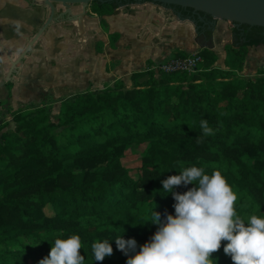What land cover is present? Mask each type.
Here are the masks:
<instances>
[{
  "label": "trees",
  "instance_id": "1",
  "mask_svg": "<svg viewBox=\"0 0 264 264\" xmlns=\"http://www.w3.org/2000/svg\"><path fill=\"white\" fill-rule=\"evenodd\" d=\"M119 5L93 1L91 9L103 17ZM234 38L224 68L213 48H201L194 73L148 67L131 74L133 87L119 79L64 101L56 120L42 107L17 112L14 129L0 125V264H38L50 241L73 234L83 242L85 264H126L115 238H134L138 251L159 225L133 223L153 209L161 220L175 215L162 181L182 167L220 171L245 223L264 216V73L255 80L239 74L249 48L264 46V27L236 25ZM202 120L214 134L202 135ZM129 150L141 153L136 175L125 164ZM105 240L113 253L97 261L92 244ZM225 243L213 253L217 264H233Z\"/></svg>",
  "mask_w": 264,
  "mask_h": 264
},
{
  "label": "rangeland",
  "instance_id": "2",
  "mask_svg": "<svg viewBox=\"0 0 264 264\" xmlns=\"http://www.w3.org/2000/svg\"><path fill=\"white\" fill-rule=\"evenodd\" d=\"M82 8V5H75V9L80 12ZM146 9H153L155 13L149 16L147 13L151 11L147 12ZM140 13L150 17L152 25L137 29V36H132L129 32L134 28L128 27V34L127 29L120 34L119 47L117 44L111 47L109 34L113 30L120 33L122 26L117 24L113 30L110 26L108 28L100 23L98 16L91 14L89 8L83 17L86 27L83 32L80 30L78 40H73L70 34H66L63 39L69 46L76 43L75 53L66 47L59 53L57 40L50 44L41 41L22 67L16 83L10 84L8 88H0V125L6 124V130L14 129L13 116L17 112L42 107L56 120L64 101L89 91H101L113 86L118 79L126 87H133L130 79L132 71L142 66L154 67L170 59L178 50L194 54L202 47H211L218 55L216 66L225 67V49L235 41L234 22L219 20L212 33L205 36L196 32L193 21L167 15L156 6L147 5L145 9L123 7L118 9L116 17L121 20L122 17L139 16ZM66 26L73 27L71 23ZM69 32L72 33V30ZM253 62V59L245 61L239 72L243 78L255 80L260 76V70L264 73V65L260 67ZM128 153L125 164L136 175L141 165V153L137 150H129Z\"/></svg>",
  "mask_w": 264,
  "mask_h": 264
},
{
  "label": "clouds",
  "instance_id": "3",
  "mask_svg": "<svg viewBox=\"0 0 264 264\" xmlns=\"http://www.w3.org/2000/svg\"><path fill=\"white\" fill-rule=\"evenodd\" d=\"M200 127L203 136L214 134L207 121L202 120ZM178 173L162 181L164 194L174 197L175 215L169 213L161 220L160 213L153 209L145 222L133 223L159 225L150 241L137 251L134 238H115L117 248L128 256L126 264H217L213 253L224 241V253L233 264H264V216L252 214L245 223L236 210L238 195L220 171L208 174L203 167L190 166ZM190 183L195 186L186 192L174 191ZM50 242L49 254L38 264H85L79 235ZM92 251L97 261L113 253L107 240L94 242Z\"/></svg>",
  "mask_w": 264,
  "mask_h": 264
},
{
  "label": "flooded vegetation",
  "instance_id": "4",
  "mask_svg": "<svg viewBox=\"0 0 264 264\" xmlns=\"http://www.w3.org/2000/svg\"><path fill=\"white\" fill-rule=\"evenodd\" d=\"M110 1L120 4L116 9L146 4L156 6L163 9L167 15L172 14L183 21H193L196 32L205 36L212 33L219 21L205 13H198L191 8L177 5H165L147 0ZM91 4L86 7L84 13V8L81 12L75 9L76 4H71L68 11V8L60 2H53V8H51L45 4L44 0H0V88H8L10 84L16 83L22 67L38 49L41 41L50 44L57 40V45L60 47L59 53L65 50L64 47L75 53L76 43L73 42V45L69 46L63 39L66 34H70L73 40L75 38L78 40L80 34L78 23L87 14V8L92 15L96 14L92 11ZM50 17H52L50 24L34 44L29 45ZM67 23H71L73 27H67ZM70 29L72 33L69 32Z\"/></svg>",
  "mask_w": 264,
  "mask_h": 264
},
{
  "label": "water",
  "instance_id": "5",
  "mask_svg": "<svg viewBox=\"0 0 264 264\" xmlns=\"http://www.w3.org/2000/svg\"><path fill=\"white\" fill-rule=\"evenodd\" d=\"M45 4L53 8V2L63 3L70 11L71 4H81L83 12L86 7L93 1L101 0H44ZM142 1V0H139ZM154 3L165 5H177L181 7L191 8L195 12L205 13L216 20H224L234 22L235 25L246 24L249 26L264 27V0H147ZM52 17L41 28L37 36L30 42H34L40 37L45 28L50 24ZM81 21V19H80ZM29 48V47H28ZM147 80V77L141 79Z\"/></svg>",
  "mask_w": 264,
  "mask_h": 264
},
{
  "label": "crops",
  "instance_id": "6",
  "mask_svg": "<svg viewBox=\"0 0 264 264\" xmlns=\"http://www.w3.org/2000/svg\"><path fill=\"white\" fill-rule=\"evenodd\" d=\"M146 6H147V4L146 5H133V7H136L138 9H140V8L145 9ZM117 11H118V9H115V11L112 14H108V15H105L103 17L99 16L98 14H95L96 16H98L100 18V23H101L102 19H104L106 21V23H107L106 26H108V28L110 26V28H112V30L116 26H118L117 24L122 26L121 30H120V33L119 32H115V30H113L114 32L111 31V33L109 34L111 47H115L116 44L119 47V41L118 40H119L120 34L122 35V32L125 31L126 29H127V34H128V32H129V28L128 27L134 28V30L130 29L131 32H129V33H131L132 36H135V35L137 36V34H138L137 33V29L142 28L143 25H148V26L152 25L151 18L150 17L148 18L147 16H145L142 13H140L139 16H132V17H129V18L122 17V19L120 20V19H118V17H116V12ZM146 11L147 12L151 11L150 13H147V14H149V16H150V14L153 15V13H155V11L153 9H146ZM78 25H80L79 26L80 30L83 32V29L85 28V24L83 22V19H81V21H79ZM113 34H118L119 36L115 39V41L112 42L111 36ZM202 48H207V47H202ZM208 48H211V47H208ZM178 51H183V50H178ZM183 52H185V51H183ZM171 57H173V56H171ZM249 59L250 60L253 59L254 60L253 63H255L256 65H260V67L263 66L264 65V46L261 45L259 47H254V46L250 47L246 60L248 61ZM147 60L149 61V59H147ZM147 60H145V62H147ZM144 69L145 68L142 66L140 69H135L134 71L144 70ZM134 71H132L130 74H132ZM130 79H131V75H130Z\"/></svg>",
  "mask_w": 264,
  "mask_h": 264
},
{
  "label": "built area",
  "instance_id": "7",
  "mask_svg": "<svg viewBox=\"0 0 264 264\" xmlns=\"http://www.w3.org/2000/svg\"><path fill=\"white\" fill-rule=\"evenodd\" d=\"M203 63V57L196 53L188 54L184 57H171L170 59L152 67L157 72H175L184 71L194 73Z\"/></svg>",
  "mask_w": 264,
  "mask_h": 264
},
{
  "label": "bare ground",
  "instance_id": "8",
  "mask_svg": "<svg viewBox=\"0 0 264 264\" xmlns=\"http://www.w3.org/2000/svg\"><path fill=\"white\" fill-rule=\"evenodd\" d=\"M80 26V25H79Z\"/></svg>",
  "mask_w": 264,
  "mask_h": 264
}]
</instances>
